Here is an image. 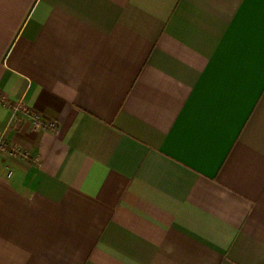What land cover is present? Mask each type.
Segmentation results:
<instances>
[{
  "label": "crops",
  "instance_id": "1",
  "mask_svg": "<svg viewBox=\"0 0 264 264\" xmlns=\"http://www.w3.org/2000/svg\"><path fill=\"white\" fill-rule=\"evenodd\" d=\"M0 97V264H264V0H0Z\"/></svg>",
  "mask_w": 264,
  "mask_h": 264
},
{
  "label": "built area",
  "instance_id": "2",
  "mask_svg": "<svg viewBox=\"0 0 264 264\" xmlns=\"http://www.w3.org/2000/svg\"><path fill=\"white\" fill-rule=\"evenodd\" d=\"M0 102L5 103L6 101H5L4 98H1V97H0ZM23 110L26 112V109H23ZM35 123H36V127H37V128H42V124H41V122H40L37 118H36ZM0 145H2L1 140H0ZM12 153H14V154L19 153V149L16 148V147H14V148L12 149Z\"/></svg>",
  "mask_w": 264,
  "mask_h": 264
}]
</instances>
